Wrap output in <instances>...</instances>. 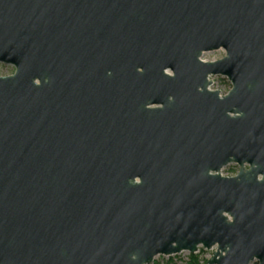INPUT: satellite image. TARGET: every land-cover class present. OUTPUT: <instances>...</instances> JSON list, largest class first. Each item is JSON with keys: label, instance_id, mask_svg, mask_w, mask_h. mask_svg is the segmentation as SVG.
<instances>
[{"label": "water", "instance_id": "water-1", "mask_svg": "<svg viewBox=\"0 0 264 264\" xmlns=\"http://www.w3.org/2000/svg\"><path fill=\"white\" fill-rule=\"evenodd\" d=\"M0 64V264H264V0H0Z\"/></svg>", "mask_w": 264, "mask_h": 264}, {"label": "rangeland", "instance_id": "rangeland-1", "mask_svg": "<svg viewBox=\"0 0 264 264\" xmlns=\"http://www.w3.org/2000/svg\"><path fill=\"white\" fill-rule=\"evenodd\" d=\"M225 52L220 49L217 51L204 53L201 57L203 61H209L224 57ZM13 67L9 65L0 64V74H11L13 73ZM213 81L211 86H216L220 91L221 95H225L231 88V84L228 80L222 76H212L210 77ZM238 171V167L234 164H230L222 169V175H235ZM215 248L211 250H204L199 248L198 252L195 254H189L187 252H182L180 254L164 257L157 256L153 259L151 264H207V260L211 257ZM194 257L193 259L191 258Z\"/></svg>", "mask_w": 264, "mask_h": 264}, {"label": "trees", "instance_id": "trees-1", "mask_svg": "<svg viewBox=\"0 0 264 264\" xmlns=\"http://www.w3.org/2000/svg\"><path fill=\"white\" fill-rule=\"evenodd\" d=\"M191 258L193 259L194 257L191 256ZM252 264H257V263L254 262V263H252Z\"/></svg>", "mask_w": 264, "mask_h": 264}]
</instances>
